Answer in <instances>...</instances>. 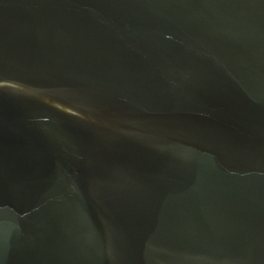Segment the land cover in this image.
Listing matches in <instances>:
<instances>
[{"label": "water", "instance_id": "obj_1", "mask_svg": "<svg viewBox=\"0 0 264 264\" xmlns=\"http://www.w3.org/2000/svg\"><path fill=\"white\" fill-rule=\"evenodd\" d=\"M0 264H264V0H0Z\"/></svg>", "mask_w": 264, "mask_h": 264}]
</instances>
